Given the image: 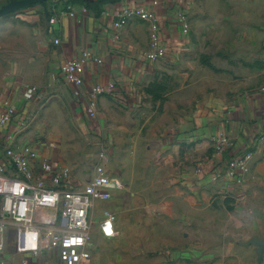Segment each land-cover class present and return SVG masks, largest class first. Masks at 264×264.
<instances>
[{
  "label": "crops",
  "instance_id": "obj_1",
  "mask_svg": "<svg viewBox=\"0 0 264 264\" xmlns=\"http://www.w3.org/2000/svg\"><path fill=\"white\" fill-rule=\"evenodd\" d=\"M10 1L0 0V6ZM126 8H142L152 17L134 15L117 27ZM214 25L222 32L213 34ZM154 31L164 55L153 60L148 53ZM211 39L231 47L235 60L255 47L264 52V0H47L0 17V112L5 101L16 109L0 126V154L10 145L29 146L58 167L68 165L63 143L40 138L65 137L62 93L83 137L95 145L92 167L106 147V168L123 183L89 211L83 264H264V251L259 259L252 243L264 241V143L256 140L264 134V75L206 90L199 77L189 84L183 71L180 110L171 101L155 102L149 85L163 67H187ZM83 51L92 58L76 88L60 66ZM29 86L39 97L55 96L45 115L39 97L24 96ZM96 86L110 91L97 96V109L89 113ZM224 137L228 145L217 157ZM247 151L244 172L215 177L231 157ZM69 167L75 186L87 182ZM108 211L116 215L112 237L99 230ZM1 256L23 264L12 247Z\"/></svg>",
  "mask_w": 264,
  "mask_h": 264
},
{
  "label": "built area",
  "instance_id": "obj_2",
  "mask_svg": "<svg viewBox=\"0 0 264 264\" xmlns=\"http://www.w3.org/2000/svg\"><path fill=\"white\" fill-rule=\"evenodd\" d=\"M134 15L143 19L152 17L150 12L142 8H126L120 13L116 26L124 25ZM49 21L53 23L55 18ZM187 28L186 24L185 29ZM150 39L149 58L154 60L162 57L164 49L159 45L155 31ZM58 42L55 39L54 43ZM91 58L89 51H83L79 57L64 61L60 66L62 76L68 83L79 87L82 84L84 66ZM107 91L110 89L101 86L92 89L87 106L89 113H94L97 109V96ZM24 96L30 99L39 97V93L36 87L29 86ZM3 104L0 126L7 124L16 111L15 106L8 101ZM256 140L264 143V134L257 135ZM219 143L216 147L217 157H221L228 141L224 137ZM108 156L106 147L100 149L87 182L75 188L68 169L58 167L41 157L35 149L29 146L17 149L11 145L4 148L0 154V264H9L1 256L8 247L23 256V264L27 260L37 261V264L86 262L89 211L95 203L108 201L113 192L123 188L121 180L106 168ZM250 157L249 151L231 157L223 170L216 171L215 177L219 178L223 174L235 176L237 172H244ZM115 220L114 212L104 213L99 222V230L103 236L112 237L116 234Z\"/></svg>",
  "mask_w": 264,
  "mask_h": 264
},
{
  "label": "rangeland",
  "instance_id": "obj_3",
  "mask_svg": "<svg viewBox=\"0 0 264 264\" xmlns=\"http://www.w3.org/2000/svg\"><path fill=\"white\" fill-rule=\"evenodd\" d=\"M214 24H216L214 22ZM221 29L214 28L212 30L213 34L221 33ZM216 40V39H215ZM213 40L208 41L207 45L199 47L194 53L196 54L195 59L188 62V66L185 67L181 63L173 64L170 67H163L162 75L152 79L149 85L153 89L152 97L154 101L173 104V109L181 108L180 94L182 86L186 87V83H182L180 77L181 72H188V82L193 78L199 77L205 83V89L208 86H225V85H241L245 81H253L260 79L264 75V52L261 47H255L252 50H247L243 52L241 57L237 60L231 54V47L220 46L211 44ZM198 78V79H199ZM189 86V85H188ZM178 92V93H177ZM61 99V111L59 116L64 120L68 121V126L64 124L62 131L65 137H40L41 139H52L56 144L63 143L67 148V153L64 156L65 162L68 165H62V168L68 169L72 173L69 164L81 172L84 177H89V168L92 167V157L91 154L96 150L95 145L88 141V137H83L81 128L77 126L75 119L72 117L66 98L60 93ZM55 96L41 95L37 98V103L39 108H43V115L46 114V108L49 107ZM45 110V111H44ZM50 118L55 115V111H51ZM73 118V119H72ZM51 121V120H49ZM64 123V122H63ZM74 134H73V133ZM74 177V176H73ZM74 179V178H73ZM76 184V183H75ZM84 184V183H83ZM82 184V185H83ZM73 187L77 188L82 185ZM1 204V198H0Z\"/></svg>",
  "mask_w": 264,
  "mask_h": 264
},
{
  "label": "water",
  "instance_id": "obj_4",
  "mask_svg": "<svg viewBox=\"0 0 264 264\" xmlns=\"http://www.w3.org/2000/svg\"><path fill=\"white\" fill-rule=\"evenodd\" d=\"M46 1L47 0H12L0 6V17L15 12L17 10H20L24 7H28L33 4H42ZM252 243H254L257 246L258 258L261 259L262 253L264 251V241L253 239Z\"/></svg>",
  "mask_w": 264,
  "mask_h": 264
}]
</instances>
